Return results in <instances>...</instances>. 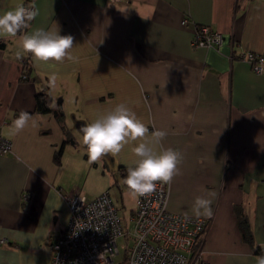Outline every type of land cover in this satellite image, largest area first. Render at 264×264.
Listing matches in <instances>:
<instances>
[{
    "label": "crops",
    "instance_id": "1",
    "mask_svg": "<svg viewBox=\"0 0 264 264\" xmlns=\"http://www.w3.org/2000/svg\"><path fill=\"white\" fill-rule=\"evenodd\" d=\"M23 2L0 0V14ZM33 4L38 15L29 27L0 39V135L11 142V151L0 155V239H7L0 245V264H50L51 241L69 219L63 194L80 189L92 172L108 179L84 194L94 198L115 175L122 177L121 168L134 166L135 144L91 164L82 144L80 128L121 103L150 132L165 130L163 147L184 156L181 174L167 184L170 211L192 215L194 198L214 193L213 215L204 217L207 264H256L264 255L256 251L264 247V73L253 72L238 56L264 51V0ZM55 24L61 35L74 38V59L36 67L19 47V36ZM199 25L221 32V46H192ZM24 72L27 78H21ZM22 110L36 126L14 135L10 125ZM75 133L80 141L69 151Z\"/></svg>",
    "mask_w": 264,
    "mask_h": 264
},
{
    "label": "built area",
    "instance_id": "2",
    "mask_svg": "<svg viewBox=\"0 0 264 264\" xmlns=\"http://www.w3.org/2000/svg\"><path fill=\"white\" fill-rule=\"evenodd\" d=\"M34 0H24L26 7ZM183 18L181 23H186ZM221 32L208 25L196 27L194 47H220ZM257 74L264 73V51H243L238 56ZM26 74L22 73L21 78ZM11 151V142L0 135V155ZM28 198V194L24 195ZM69 219L63 232L51 241L50 264H188L190 259L207 264L202 258V243L208 219L172 212L167 208L168 185L158 184L148 197H135L127 232L108 190L88 199L77 191L63 194ZM128 234L131 243L122 261L117 238ZM7 239L1 238L0 245Z\"/></svg>",
    "mask_w": 264,
    "mask_h": 264
},
{
    "label": "clouds",
    "instance_id": "3",
    "mask_svg": "<svg viewBox=\"0 0 264 264\" xmlns=\"http://www.w3.org/2000/svg\"><path fill=\"white\" fill-rule=\"evenodd\" d=\"M38 15L35 6L26 7L17 4L14 8L0 14V39L17 37L18 33L29 27ZM74 38L71 35H61L55 24L48 30L38 29L19 36V47L23 53L30 54L34 66L55 62L63 64L74 59L72 49ZM17 59L21 52L17 51ZM56 75L49 76V87L54 88ZM36 126V121L27 111H20L10 125L12 133L18 135L25 128ZM82 144L86 148L88 162L96 163L106 155L116 156L131 144L132 154L136 157L134 166L127 168L123 184L133 197L151 196L158 184H170L181 174L184 156L178 149L165 148L162 141L167 137L165 130L149 127L126 104L121 103L80 128ZM158 149V150H157ZM214 193L207 196H196L191 205L194 217L211 218L213 215L212 199ZM187 218V213L185 214ZM256 264H264V255L256 258Z\"/></svg>",
    "mask_w": 264,
    "mask_h": 264
},
{
    "label": "rangeland",
    "instance_id": "4",
    "mask_svg": "<svg viewBox=\"0 0 264 264\" xmlns=\"http://www.w3.org/2000/svg\"><path fill=\"white\" fill-rule=\"evenodd\" d=\"M75 125H76V123H75ZM74 136L76 137V140H74L75 138H73L75 143H72L70 141L72 136H69V143L72 145V148L69 146L70 147L69 151H73V149L78 145L77 142L80 141L78 139L79 135L77 133H75ZM84 152L85 151H83V153ZM115 178H116L117 182L115 180L109 181L110 184L107 185V189H105V190L109 191L114 204L117 206L118 213H119L120 217L122 218L123 228L127 232V230L130 228L128 215H129L131 208L134 206L135 197H133L129 193L126 186L123 184V178L121 176L115 175ZM96 179L97 178L95 176H93L92 172H90L88 175V178L86 177V175L82 178V183L84 185L82 187L80 185L78 187L80 189H77V190L75 189V190L77 192L83 193V194H87L88 192L92 193V192L96 191L103 183H105V181L108 180L107 178L105 179L102 176H100L99 179H97V180ZM130 243H131V239H130L129 235L126 233H124L123 235H121L117 238V246L119 249V253L115 256V259L117 261L123 260L125 253H126V249H127L128 245H130Z\"/></svg>",
    "mask_w": 264,
    "mask_h": 264
},
{
    "label": "trees",
    "instance_id": "5",
    "mask_svg": "<svg viewBox=\"0 0 264 264\" xmlns=\"http://www.w3.org/2000/svg\"><path fill=\"white\" fill-rule=\"evenodd\" d=\"M28 63V60H26L25 61V64H24V68L25 69H27V64ZM27 64V65H26ZM25 74H26V77L25 78H27V73L26 72H24ZM42 106H43V109H49L48 108V106H47V103H46V100H42ZM120 172H121V174H122V177L123 178H125L126 177V175H127V168H121L120 169ZM245 219H240V221H239V226H240V229H241V231L245 234V237H249V231H248V228H247V226H246V221H244ZM264 250V247L263 248H261L260 246H258L257 248H256V251L257 252H259V251H263ZM264 252V251H263Z\"/></svg>",
    "mask_w": 264,
    "mask_h": 264
},
{
    "label": "water",
    "instance_id": "6",
    "mask_svg": "<svg viewBox=\"0 0 264 264\" xmlns=\"http://www.w3.org/2000/svg\"><path fill=\"white\" fill-rule=\"evenodd\" d=\"M58 102V101H57ZM57 113V111H53V114H56ZM72 143H73V141H72Z\"/></svg>",
    "mask_w": 264,
    "mask_h": 264
}]
</instances>
